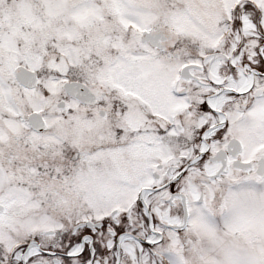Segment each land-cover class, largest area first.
Returning <instances> with one entry per match:
<instances>
[{
    "label": "snow or ice",
    "instance_id": "obj_1",
    "mask_svg": "<svg viewBox=\"0 0 264 264\" xmlns=\"http://www.w3.org/2000/svg\"><path fill=\"white\" fill-rule=\"evenodd\" d=\"M0 264H264V0H0Z\"/></svg>",
    "mask_w": 264,
    "mask_h": 264
}]
</instances>
